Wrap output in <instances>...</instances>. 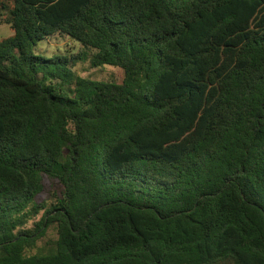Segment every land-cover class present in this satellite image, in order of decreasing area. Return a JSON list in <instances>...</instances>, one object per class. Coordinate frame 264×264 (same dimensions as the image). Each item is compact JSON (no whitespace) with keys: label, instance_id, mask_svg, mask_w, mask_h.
Returning a JSON list of instances; mask_svg holds the SVG:
<instances>
[{"label":"trees","instance_id":"16d2710c","mask_svg":"<svg viewBox=\"0 0 264 264\" xmlns=\"http://www.w3.org/2000/svg\"><path fill=\"white\" fill-rule=\"evenodd\" d=\"M0 9V264H264V0Z\"/></svg>","mask_w":264,"mask_h":264},{"label":"rangeland","instance_id":"374dc122","mask_svg":"<svg viewBox=\"0 0 264 264\" xmlns=\"http://www.w3.org/2000/svg\"><path fill=\"white\" fill-rule=\"evenodd\" d=\"M4 12L0 9V18ZM12 36V30L7 24H0V42ZM37 54L45 57L63 56L70 59V68L76 76L96 81L115 80L122 82L124 72L120 68L105 66L101 68H93L90 64V58L85 57L77 60V56L81 53V46L77 42L65 35H55L38 44ZM69 87H73L68 85ZM60 190L58 184L52 186V190Z\"/></svg>","mask_w":264,"mask_h":264}]
</instances>
